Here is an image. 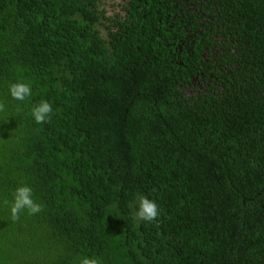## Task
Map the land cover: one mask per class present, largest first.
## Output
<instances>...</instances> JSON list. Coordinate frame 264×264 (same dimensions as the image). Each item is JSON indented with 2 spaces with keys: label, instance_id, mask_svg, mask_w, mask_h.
I'll use <instances>...</instances> for the list:
<instances>
[{
  "label": "trees",
  "instance_id": "16d2710c",
  "mask_svg": "<svg viewBox=\"0 0 264 264\" xmlns=\"http://www.w3.org/2000/svg\"><path fill=\"white\" fill-rule=\"evenodd\" d=\"M115 1L0 0V264H264V0Z\"/></svg>",
  "mask_w": 264,
  "mask_h": 264
},
{
  "label": "clouds",
  "instance_id": "9594fccd",
  "mask_svg": "<svg viewBox=\"0 0 264 264\" xmlns=\"http://www.w3.org/2000/svg\"><path fill=\"white\" fill-rule=\"evenodd\" d=\"M8 94L13 101L23 102L26 98L32 96V86L23 80L12 82L8 85ZM52 113V105L47 100H41L39 103L34 104L30 110V115L37 125L48 122ZM11 197L10 218L12 222L19 220L22 213L35 216L43 210V205L33 198V189L27 183H21L15 187L11 192ZM159 214L160 209L156 200L147 196L138 197L134 213L136 219L152 223L157 220ZM74 264H99V262L94 257L84 255L77 257Z\"/></svg>",
  "mask_w": 264,
  "mask_h": 264
},
{
  "label": "rangeland",
  "instance_id": "374dc122",
  "mask_svg": "<svg viewBox=\"0 0 264 264\" xmlns=\"http://www.w3.org/2000/svg\"><path fill=\"white\" fill-rule=\"evenodd\" d=\"M108 10L110 15H114L120 12V0H116L108 5Z\"/></svg>",
  "mask_w": 264,
  "mask_h": 264
}]
</instances>
